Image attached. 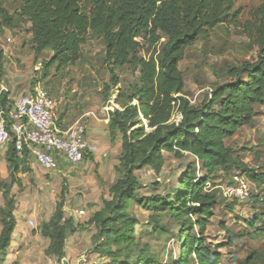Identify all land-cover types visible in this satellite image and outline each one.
Returning a JSON list of instances; mask_svg holds the SVG:
<instances>
[{"label":"trees","instance_id":"16d2710c","mask_svg":"<svg viewBox=\"0 0 264 264\" xmlns=\"http://www.w3.org/2000/svg\"><path fill=\"white\" fill-rule=\"evenodd\" d=\"M235 2L23 0L20 16L31 23L35 51L54 52L47 67L77 62L82 56V44L95 31L104 40V59L112 75L104 88L106 98L121 83L115 68L129 65L138 72L135 81L120 88L115 103L121 110L111 114L108 124L112 140L117 136L122 140L116 167L119 177L110 189L111 198H105L103 207L88 220L97 228L92 237L95 252L109 260L102 264H161L150 258L137 242L135 227L140 221L130 210L133 202L180 219L181 252L172 264H218L220 255L211 260L206 246L207 226L218 204L216 194L206 190L208 178L219 168H235L246 172L249 180L264 190V169L248 168L236 150L226 145V139L233 137L240 127L254 123L255 107L264 105V1L253 13L258 58L237 66L234 82L217 86L208 102L192 103L185 96L186 81L179 68L187 48L200 37H209L216 26L225 22ZM0 17L1 37L4 27H12L14 21L1 5ZM144 44L152 50H148V57L139 53ZM3 58L0 49V66ZM243 72L246 78L239 80ZM11 107L8 94L1 93L0 108L8 113ZM177 112L182 115L179 121L174 119ZM164 152L177 158H183L186 153L193 155L201 162L203 176L195 181L194 170L189 168L181 177L175 198L162 194L139 197L137 191L141 185L135 170L146 165L159 170ZM6 160L11 182L0 175V191L6 202L2 212L0 264L16 226V197L11 188L14 183H20L17 176L29 170L30 161L27 148L18 154L14 135L8 143ZM64 206L63 197L42 228L43 236L51 240L48 255L59 261L66 255L68 236L77 230L73 218L65 217ZM261 219L256 214L249 224L264 233V221L256 226ZM157 228L165 230L159 223Z\"/></svg>","mask_w":264,"mask_h":264},{"label":"rangeland","instance_id":"374dc122","mask_svg":"<svg viewBox=\"0 0 264 264\" xmlns=\"http://www.w3.org/2000/svg\"><path fill=\"white\" fill-rule=\"evenodd\" d=\"M263 1L236 0L225 22L216 26L209 37H200L187 48L179 68L186 81L185 96L192 103L208 102L217 86L236 80L234 69L237 66L258 58L253 13ZM22 3L23 0H0V5L8 10L14 21L12 27H4L0 37V49L4 53L0 66V94L7 93L9 98H14L37 86L45 89L57 103V116L63 118L67 126L78 120L85 123L87 136L96 150L75 166L61 160L56 171H48L32 159L28 163L29 170L18 174L20 183H14L11 188L16 197V226L1 264L108 263L106 257L94 250L92 237L97 228L88 220L103 207L105 198H111L110 189L119 177L116 167L122 140L120 136L112 140L108 124L111 114L121 110L115 103L120 88L135 81L138 72L129 65L115 68L121 83L106 98L104 88L112 75L104 59V40L95 31L90 32L87 42L82 44V56L77 62L47 67L54 52L35 51L31 23L20 16ZM148 50L151 49L144 44L139 53L148 57ZM245 78L243 72L238 79ZM255 110L254 123L240 127L233 137L226 139V145L236 150L248 168L260 171L264 169V105L256 106ZM174 119L179 121L178 112ZM163 158L159 170L152 165L135 170L141 185L137 191L139 197L162 194L175 198L181 177L189 168L194 170L195 181L203 176L201 162L189 153L177 158L164 152ZM241 172L235 168H219L206 184V190L215 193L218 199L206 230L210 259L219 254L218 264H264V233L249 224L256 214L262 216L256 226L263 224L264 190L251 182L246 172ZM0 175L11 182L6 154L2 152ZM237 179L249 183L245 198L235 197V191L230 190L237 189ZM63 197L64 215L73 218L77 230L68 236L66 255L59 261L48 255L51 240L43 236L42 228ZM5 208V198L0 191V233ZM130 210L140 221L135 227L139 246L161 264H172L181 252L180 219L169 213L147 210L135 202ZM158 223L165 230L157 228ZM195 230L198 233V228ZM254 251L255 257L249 262Z\"/></svg>","mask_w":264,"mask_h":264},{"label":"built area","instance_id":"2783aa9c","mask_svg":"<svg viewBox=\"0 0 264 264\" xmlns=\"http://www.w3.org/2000/svg\"><path fill=\"white\" fill-rule=\"evenodd\" d=\"M9 99L10 111L0 108V145L8 144L14 135L18 154L27 148L30 160L48 171L58 170L61 160L78 165L85 154L96 150L84 122L78 120L68 127L61 124L55 113L57 103L45 89L37 86ZM237 183V189L230 188L231 192L235 191V197L245 198L249 183L239 179Z\"/></svg>","mask_w":264,"mask_h":264},{"label":"crops","instance_id":"0c3cea01","mask_svg":"<svg viewBox=\"0 0 264 264\" xmlns=\"http://www.w3.org/2000/svg\"><path fill=\"white\" fill-rule=\"evenodd\" d=\"M55 113H56V118L61 122V124H63V126H65V127H68L65 124L64 119L57 116L58 115V107L57 106H56V112ZM7 150H8V144H2V145H0V152H2V154H7ZM6 168L8 169V162H7V160H6Z\"/></svg>","mask_w":264,"mask_h":264},{"label":"water","instance_id":"95a60500","mask_svg":"<svg viewBox=\"0 0 264 264\" xmlns=\"http://www.w3.org/2000/svg\"><path fill=\"white\" fill-rule=\"evenodd\" d=\"M179 114H180V113H179ZM180 117H181V118H180V120H181V119H182V115H181V114H180Z\"/></svg>","mask_w":264,"mask_h":264}]
</instances>
